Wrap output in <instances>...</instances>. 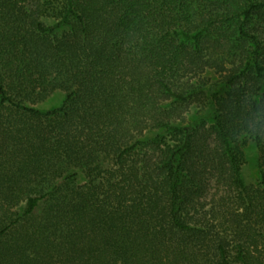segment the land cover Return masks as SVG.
I'll list each match as a JSON object with an SVG mask.
<instances>
[{
  "label": "trees",
  "instance_id": "obj_1",
  "mask_svg": "<svg viewBox=\"0 0 264 264\" xmlns=\"http://www.w3.org/2000/svg\"><path fill=\"white\" fill-rule=\"evenodd\" d=\"M207 3L216 9L198 15ZM255 18L264 0H0V264H264ZM236 37L255 49L246 82L231 76L210 104L212 148L203 119L176 125L163 102L187 101L182 75L217 66L195 50L204 39ZM58 90L59 107L36 108ZM244 136L256 186L243 177ZM212 172L232 194L208 212Z\"/></svg>",
  "mask_w": 264,
  "mask_h": 264
},
{
  "label": "rangeland",
  "instance_id": "obj_2",
  "mask_svg": "<svg viewBox=\"0 0 264 264\" xmlns=\"http://www.w3.org/2000/svg\"><path fill=\"white\" fill-rule=\"evenodd\" d=\"M214 5L211 3L202 4L200 8L199 6H195V10H197L200 16L201 13L203 16H208L209 12L216 9ZM49 11L51 16L43 19L47 24H54L57 20L52 16L53 12ZM263 23L259 18H255L248 23L247 29L252 34H258L264 40V36L261 35ZM230 41L228 47L218 48L212 44V41L204 39L199 48L195 49L204 61H211L216 63L217 66L208 68L201 73L193 71L182 75L180 90L184 91L185 97L188 96L187 101L174 102L173 98L164 99V96L162 97V100L164 99V102H162L169 107L168 118L176 125L188 126L199 119H203L204 123L206 122V126L211 131L208 134V143L212 148L217 146L218 140L211 129L213 120L209 116L210 104L215 100L216 96L224 95L225 91L222 86L231 76L237 75L239 77L238 83L240 80H242V83L246 82V79H243L242 73L245 72L248 56L255 49L253 43L249 40H242L236 37ZM64 99V92L58 90L53 92L45 101L37 104L36 108L43 111L52 110L59 107ZM239 146L245 156L243 164L245 183L248 186H256L259 182L260 174L255 145L244 136L239 140ZM208 179V186L201 194L200 204L206 211L210 212L218 199L231 192L228 190L227 185L218 183L214 172L209 175Z\"/></svg>",
  "mask_w": 264,
  "mask_h": 264
}]
</instances>
